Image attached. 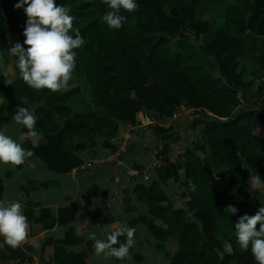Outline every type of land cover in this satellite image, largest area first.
I'll return each mask as SVG.
<instances>
[{
	"label": "trees",
	"instance_id": "1",
	"mask_svg": "<svg viewBox=\"0 0 264 264\" xmlns=\"http://www.w3.org/2000/svg\"><path fill=\"white\" fill-rule=\"evenodd\" d=\"M17 2L0 0V60L14 72L11 84L0 74V121L14 122L18 107L34 109L36 137L47 146L30 150L61 170L71 167L55 158L62 147L74 153L95 147L115 120L135 125L149 111L169 117L179 108L193 109V126L202 128L204 140L182 162L162 149L164 165L134 187L136 199L148 208L136 221L156 239L167 264H256L251 246L240 248L234 225L240 216L258 212L260 197L264 204V101L257 103L264 95V51L257 44L264 38V0H136L135 11L121 9L126 20L119 30L101 21L110 10L101 0H56L71 9L73 28L84 39L74 50L72 74L81 86L57 93L28 87L17 58L9 55L24 41L27 17L14 7ZM212 7L218 13H210ZM247 54L261 63L248 72L239 66ZM77 94L82 112L69 106ZM58 119L65 121L62 127ZM159 134L169 137L162 128ZM173 183L181 186L189 210L175 206ZM228 205L238 209L236 215L224 211ZM172 233L177 248L169 253L164 244Z\"/></svg>",
	"mask_w": 264,
	"mask_h": 264
},
{
	"label": "crops",
	"instance_id": "2",
	"mask_svg": "<svg viewBox=\"0 0 264 264\" xmlns=\"http://www.w3.org/2000/svg\"><path fill=\"white\" fill-rule=\"evenodd\" d=\"M257 44L260 46L258 50L264 51V38ZM239 61V66L247 72L259 67V58L250 54ZM246 63L250 68L246 67ZM247 72L243 75L244 79L249 78ZM3 76L7 80L13 78L10 64L6 65ZM258 84L256 82L251 90ZM78 86H81L80 81L72 77L67 91ZM69 106L74 112H82L81 94L70 97ZM140 121L142 124L132 125L129 121L115 120L104 134L96 138V146L83 152L74 153L66 146L62 147L59 150L62 155L56 154L55 158L66 159L65 166L71 164L70 168L53 169L38 154H33L19 166L0 164V199L21 202L28 223L27 242L17 248L7 244L0 247V264H14L17 257H28L35 264H145L143 262L149 258L146 256L148 253L164 255L158 250V242L147 227L136 221L147 216L148 212L147 206L138 202L134 194V187L145 181L137 179L131 184L127 183L125 170L127 167L143 170L149 166L163 140L159 134L160 128L169 133V137L164 138L169 146L166 156L176 155L180 160L187 150L192 149L198 141H203L204 137L202 128L193 126L194 110L191 108H179L169 117L149 111L140 115ZM58 122L60 127L65 123L61 119ZM0 128L14 140L29 139L23 141L22 147L25 149L47 146L45 139H37L24 132L22 126L9 118L0 121ZM121 145L126 146L123 166L106 162L82 168L84 164L109 157ZM157 171H151L150 178ZM162 171H165L164 168ZM169 189L170 195L176 200L175 206L189 210L180 198L181 186L173 183ZM261 190L263 192L264 188ZM120 226L135 229V243L129 251V258L119 261L103 254L96 255L94 242L88 238V234L95 232L97 238L106 239ZM119 240L122 243L125 237L121 236ZM176 240V234L172 233L164 244L167 245L165 249L174 253ZM152 264L166 263L154 257Z\"/></svg>",
	"mask_w": 264,
	"mask_h": 264
},
{
	"label": "clouds",
	"instance_id": "3",
	"mask_svg": "<svg viewBox=\"0 0 264 264\" xmlns=\"http://www.w3.org/2000/svg\"><path fill=\"white\" fill-rule=\"evenodd\" d=\"M101 3L110 10L100 19L113 30H119L126 20V17L120 15L121 9L133 12L138 8L136 0H101ZM14 7L23 8L27 17L22 33L23 44L17 42L8 50L9 55L17 58L20 78L36 91H67L76 67L77 53L74 50L84 45L79 31L73 28L71 9L58 5L56 0H18ZM70 31L75 33V38L69 35ZM4 72L5 65L0 60V74ZM6 83L11 84L12 81L7 80ZM12 119L16 125L28 129L32 136L39 135L35 128L37 118L34 109L18 107ZM22 144L23 138L14 140L0 128V164L19 166L30 158L33 152L23 148ZM192 190H195V185H192ZM23 207L19 201L0 199V247L7 244L17 248L27 242L28 223ZM224 211L236 215L238 209L228 205ZM234 227L240 248L248 251L251 246L250 251L256 264H264V206L254 215L240 216ZM134 235V228L120 226L108 234L106 239L97 238L95 232H90L88 238L94 242L96 255L103 254L124 261L129 258V251L135 243ZM121 236L125 237L122 243L119 240Z\"/></svg>",
	"mask_w": 264,
	"mask_h": 264
},
{
	"label": "built area",
	"instance_id": "4",
	"mask_svg": "<svg viewBox=\"0 0 264 264\" xmlns=\"http://www.w3.org/2000/svg\"><path fill=\"white\" fill-rule=\"evenodd\" d=\"M263 99H264L263 96L259 100L257 99V103L259 104L261 102V100H263ZM243 101L244 100H242V102ZM262 107H264V106H262ZM175 115H177V113H175ZM168 147H169L168 142L165 139L161 140V145H160L159 149L155 152V155L153 156L151 163L149 164L148 167H146L143 170H135V169L127 167L125 170V173L127 176V181H128L127 183L131 184L134 180H137L140 177H142L146 181L149 180L151 177L150 172L153 171L154 169L158 168L159 164L162 162V160L164 158V154L161 153L162 149H168ZM125 150H126V146L121 145L109 157L94 160L93 163L89 162L87 164H84L82 166V168L83 169L90 168V167H93L94 165H101V164H104L106 162H113L116 166H123L125 163L124 159H123ZM14 264H35V262L28 257H17L14 260Z\"/></svg>",
	"mask_w": 264,
	"mask_h": 264
},
{
	"label": "rangeland",
	"instance_id": "5",
	"mask_svg": "<svg viewBox=\"0 0 264 264\" xmlns=\"http://www.w3.org/2000/svg\"><path fill=\"white\" fill-rule=\"evenodd\" d=\"M212 11L210 12V13H212V14H215V13H218V8L217 7H212V8H210ZM263 50V49H262ZM259 58V57H258ZM261 65V63H260V59H259V61H258V66H260ZM246 67L247 68H250L249 66H248V63H246ZM73 78H74V76H73ZM263 98H264V96H263ZM147 123V122H146ZM141 124H142V121H141ZM165 158V157H164ZM164 158H163V160H162V162L159 164V166L158 167H162L163 165H164ZM256 206L257 207H262V206H264V204H263V198L262 197H260V199L259 200H257V202H256ZM167 247V245H165V248ZM167 249V248H166ZM172 249V248H171ZM176 250V249H175ZM169 253H172L170 250H167ZM154 254H152V253H148V254H146V256L147 257H149L148 259H146V261H144L143 263H145V264H152L153 263V261H154V257H156L157 259H159V262H161L162 261V259L165 261V263L167 264V261H166V258L164 257V255H162L161 253H158L157 255H154ZM153 256V257H152Z\"/></svg>",
	"mask_w": 264,
	"mask_h": 264
},
{
	"label": "water",
	"instance_id": "6",
	"mask_svg": "<svg viewBox=\"0 0 264 264\" xmlns=\"http://www.w3.org/2000/svg\"><path fill=\"white\" fill-rule=\"evenodd\" d=\"M183 160V157L181 158V160L180 161H182ZM38 264H42V263H38Z\"/></svg>",
	"mask_w": 264,
	"mask_h": 264
}]
</instances>
